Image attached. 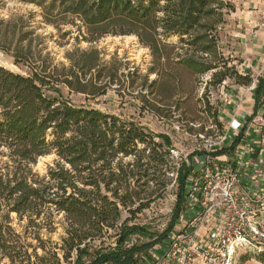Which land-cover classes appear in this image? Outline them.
Wrapping results in <instances>:
<instances>
[{
  "label": "trees",
  "instance_id": "trees-1",
  "mask_svg": "<svg viewBox=\"0 0 264 264\" xmlns=\"http://www.w3.org/2000/svg\"><path fill=\"white\" fill-rule=\"evenodd\" d=\"M17 1L37 7L42 22L57 31L61 25L73 26L76 40L134 36L149 50L151 65L145 74L128 66L121 73L115 56L107 61L94 47L66 53V66L46 63L34 13L0 12V50L29 68L21 74L0 65V262L142 264L146 252L174 227L191 167L182 163L176 170L178 207L163 233L155 236L147 226L132 223L171 183L175 168L166 146L169 137L155 135L134 117L74 104L62 96L59 85L93 99L106 95L115 82L132 93L138 79L137 86L146 90L139 94L140 109L155 114L162 95L165 105L178 106L184 75L207 74L205 88L226 79L249 86L255 79L241 74L219 46L218 32L233 5L224 0ZM4 6L0 0V10ZM150 73L155 77L149 79ZM254 100L252 116L264 104V76L256 79ZM204 107L222 132L216 106L206 101ZM240 137L211 155L231 153ZM50 154L55 156L52 164L42 173L34 171L36 160ZM123 211L131 217L123 219ZM12 214L19 232L11 226ZM56 223L62 228L60 242L44 240ZM111 230L113 246L105 241ZM133 236L149 241L135 243ZM255 258L264 264V249Z\"/></svg>",
  "mask_w": 264,
  "mask_h": 264
},
{
  "label": "rangeland",
  "instance_id": "rangeland-1",
  "mask_svg": "<svg viewBox=\"0 0 264 264\" xmlns=\"http://www.w3.org/2000/svg\"><path fill=\"white\" fill-rule=\"evenodd\" d=\"M12 1L14 0H5V6L2 10H0L1 15L7 16L11 13H34V23L37 27L36 34L43 38L42 40L44 49L42 51L41 58H44L46 63H50L51 61L52 65L57 64L59 66L60 64H63L66 66L68 64L67 58L65 56L66 53L72 52L75 49L82 50L94 47L101 52V56L103 59H107V61L110 60L112 56H115V61L116 63H119V71L121 73H126V66H128L130 69L137 68L139 73L145 74L148 67L151 65V56L149 50L146 47H143L134 36L106 35L92 43L86 42L81 38L76 40L75 36L77 35V32L74 31L75 28L73 26L61 25L60 31H57V29H55L52 25H47L42 22L39 10L34 5L22 3L17 0L15 2ZM222 29L218 32V36L220 37L219 40L224 39ZM64 31L71 32L67 35H63ZM229 38L230 35H227V40H229ZM226 45V43L222 44L221 42L219 44L221 49L225 48ZM0 54L3 57V59L0 60V64L7 69L21 74H26L29 71V68L25 65H16L14 63L13 57L10 54L4 53L1 50ZM125 61H127L129 64L126 65ZM260 75L264 76V72L260 73ZM154 77L155 74H149V79ZM252 78L255 79L253 82L255 84L257 77L253 75ZM207 80V74L202 75L199 78L192 75H184L182 80V89L179 91V95L176 96L180 97V103L178 106L165 105L168 100H166L162 95L163 100L161 103H157V106L160 107L159 114H155L148 110L143 111L140 109V106L143 104V102L139 94L146 93V90L140 89L137 86L140 84V80L138 79L134 85L135 91L132 93H129L128 90L119 89V84L115 82L110 86L106 95H102L93 99H85V97L81 94L70 93L65 86L59 85L62 96L74 104H86L102 111L111 112L126 118L134 117L145 129L151 131L155 135L160 134L169 137V144L166 146H168L171 152L173 151L172 153L170 152V161L172 162V166L175 168V170L171 173L173 176L170 174L171 183L166 188V191L160 199L151 203L148 207L135 215V218L131 220L132 223L134 222L139 225L147 226L149 231L155 236L163 233L166 230L176 207H178V187L176 182L177 168L180 166V164L186 163L187 166L191 167L188 177L191 179L198 177L202 170V165L198 158H200L201 154L204 152L209 151L212 153V151H214V149L218 146V144L213 145V143L219 142L222 132H225V124L219 120L222 124V132H220L211 115L204 110V102L209 101L215 106L221 86L225 85V87H227L234 85V80L226 79L222 85H209L207 88H205ZM253 83L251 85L254 86ZM46 94L56 96L54 92L49 90H46ZM189 119L194 120L190 122ZM255 120L256 123H253L252 121L250 122L251 124L255 125L254 129L252 130L255 132V137H253V139H251L249 142L253 145L249 151L250 154H248L250 155L249 158L251 164L249 166H241L240 171L241 173H248L250 170L249 167L253 168L255 171L251 175L252 177L248 176V178H250L249 183H252V185L254 184L256 187L262 188V190H245L242 182H238V187L244 190L245 194L248 195L252 201L250 224L246 230V234L250 243H248L247 246L240 247L235 251L231 264H260L255 256L259 250L264 249L263 110L259 111V116H257ZM236 130H238V132L235 137H237L239 134L241 136H246L245 134L243 135V131L245 129L241 125H239ZM246 132L247 131L245 130V133ZM158 141L160 140L158 139ZM233 142H231V144ZM221 146L222 144L220 143V147ZM222 148H224V146L221 147V149ZM234 156L231 154V158ZM54 157V154L39 157L36 160V163L32 165L33 170L39 173L44 172L47 165L52 164ZM186 202L187 199L185 197V199L180 203L178 218L174 220V227L171 229V231L168 232L165 238L157 242L151 248L155 249L159 246L165 247L164 244H167V238L169 237L170 233L181 232L184 230L185 221L189 219L193 209L190 208ZM128 217H131V215L126 211H123L122 218L125 219ZM58 218L59 216L56 218V221H58ZM11 226L17 232L20 231V227L14 214H12ZM55 227L56 230L50 236L44 235L42 238L44 240L49 238L51 243H59L60 235L62 234V228L59 223H56ZM113 235L114 232L111 230L107 234V238H105L106 243L111 244L112 246L114 244ZM132 238L133 242L135 243H145L149 241V239L145 237L139 238L137 236H133ZM28 242L37 244V240L31 238L28 239ZM38 251L41 253L40 249ZM159 252L157 251V253ZM145 256H147V252L143 257ZM87 258L88 257H84V260H87ZM141 262L144 264L143 261ZM4 263L8 264L7 259H3L0 262V264Z\"/></svg>",
  "mask_w": 264,
  "mask_h": 264
},
{
  "label": "built area",
  "instance_id": "built-area-1",
  "mask_svg": "<svg viewBox=\"0 0 264 264\" xmlns=\"http://www.w3.org/2000/svg\"><path fill=\"white\" fill-rule=\"evenodd\" d=\"M230 125L237 129L240 123L232 121ZM223 140L220 136V141L213 145ZM199 160V176L188 177L185 197L193 209L184 230L170 233L165 247L150 248L143 257L144 264H231L235 251L250 243L246 230L252 201L238 187L237 173L209 151Z\"/></svg>",
  "mask_w": 264,
  "mask_h": 264
},
{
  "label": "crops",
  "instance_id": "crops-1",
  "mask_svg": "<svg viewBox=\"0 0 264 264\" xmlns=\"http://www.w3.org/2000/svg\"><path fill=\"white\" fill-rule=\"evenodd\" d=\"M224 1L233 5L234 9L227 15L226 23L222 29L224 39H221V43L227 44L223 51L234 59L237 70L241 74H250L251 77L253 75L262 76L260 73L264 72V0ZM227 35H230L229 40H227ZM254 86L234 84L225 87L222 85L215 103L218 118L225 124V132L221 134L224 137L221 147H229L231 142L236 139L238 130L231 127L232 121L240 123L247 132L243 131V135L246 136L240 137L231 153L226 152L213 157L237 173L244 189L249 191L262 190V188L249 183L248 176L252 177L251 175L255 171L253 168L249 167L248 173L243 172L244 174L240 171L241 166L251 164L248 154H250L249 151L253 145L249 142L255 137V132L252 131L255 125L250 122L256 123L255 118L259 116V111H264L263 104L256 115L252 116L255 104ZM218 146L214 151L221 149L220 144ZM231 154L235 156L231 158Z\"/></svg>",
  "mask_w": 264,
  "mask_h": 264
},
{
  "label": "bare ground",
  "instance_id": "bare-ground-1",
  "mask_svg": "<svg viewBox=\"0 0 264 264\" xmlns=\"http://www.w3.org/2000/svg\"><path fill=\"white\" fill-rule=\"evenodd\" d=\"M1 59H3V58H2V55L0 54V60H1ZM3 64H4V63H3ZM7 64H8V63H7Z\"/></svg>",
  "mask_w": 264,
  "mask_h": 264
},
{
  "label": "water",
  "instance_id": "water-1",
  "mask_svg": "<svg viewBox=\"0 0 264 264\" xmlns=\"http://www.w3.org/2000/svg\"><path fill=\"white\" fill-rule=\"evenodd\" d=\"M16 0H14V1H12V2H15ZM3 58V57H2ZM1 65V64H0ZM1 66H3V65H1ZM6 68V67H5Z\"/></svg>",
  "mask_w": 264,
  "mask_h": 264
}]
</instances>
